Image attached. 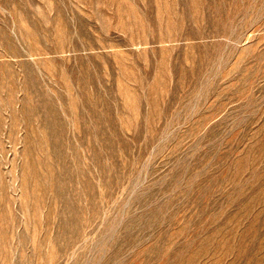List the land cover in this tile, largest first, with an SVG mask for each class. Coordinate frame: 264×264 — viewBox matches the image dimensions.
<instances>
[{
  "label": "rangeland",
  "instance_id": "obj_1",
  "mask_svg": "<svg viewBox=\"0 0 264 264\" xmlns=\"http://www.w3.org/2000/svg\"><path fill=\"white\" fill-rule=\"evenodd\" d=\"M0 264H264V0H0Z\"/></svg>",
  "mask_w": 264,
  "mask_h": 264
}]
</instances>
